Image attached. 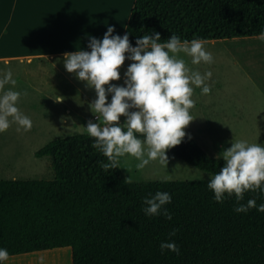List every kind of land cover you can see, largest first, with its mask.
<instances>
[{"label":"trees","instance_id":"trees-1","mask_svg":"<svg viewBox=\"0 0 264 264\" xmlns=\"http://www.w3.org/2000/svg\"><path fill=\"white\" fill-rule=\"evenodd\" d=\"M262 29L264 0H136L125 33L135 46L153 30L163 42L172 33L223 41ZM94 139L76 134L37 151L50 158L52 180H0V247L10 256L70 248L72 264H264V213L235 212L234 195L216 202L209 180L125 183L120 165L100 167L107 158ZM167 152L209 174L225 163L188 135ZM158 190L172 195L171 220L143 211L144 198ZM248 199L264 203V193L249 190L239 203ZM165 240L180 254L162 251Z\"/></svg>","mask_w":264,"mask_h":264},{"label":"clouds","instance_id":"clouds-1","mask_svg":"<svg viewBox=\"0 0 264 264\" xmlns=\"http://www.w3.org/2000/svg\"><path fill=\"white\" fill-rule=\"evenodd\" d=\"M257 38L264 40V29ZM180 53L190 56L192 64L214 61L203 38L182 40L172 33L162 42L161 34L153 30L137 37L134 46L129 34L116 33L114 26H108L102 38L90 36L87 49L63 53L67 72L74 73L96 92V99L89 107L98 122L89 120L83 127L95 138L93 147L107 158V162H99L105 171L120 168L121 158L127 155L138 160L137 170L156 160L168 165L167 151L186 137L185 129L194 120L190 113L195 103L193 85L208 94L211 88L206 81L212 72L201 74L190 70ZM126 59L131 63L124 72V83H111L121 79L120 68ZM9 83L13 86L17 83L11 71L0 78V89ZM20 96L21 92L12 88L0 94V133L13 122L26 131L31 129V118L17 107ZM63 99L60 96L59 101ZM121 116L126 118L123 124L119 123ZM219 156L224 166L219 172L209 174L207 185L214 192V200L223 203L234 195L238 202L235 212L247 213L250 208H256L264 213V203L257 204L255 199L239 203L249 190L264 193V144L234 138ZM129 181L130 176L125 183ZM171 202L169 192L158 190L144 198L143 211L149 217L162 215L171 220L172 214L166 207ZM175 234V231L170 233ZM160 248L180 254L174 240L161 241ZM9 256L7 248L0 247V264H5ZM39 264H45V257H39Z\"/></svg>","mask_w":264,"mask_h":264},{"label":"rangeland","instance_id":"rangeland-1","mask_svg":"<svg viewBox=\"0 0 264 264\" xmlns=\"http://www.w3.org/2000/svg\"><path fill=\"white\" fill-rule=\"evenodd\" d=\"M205 48L214 57L212 63L192 64L190 56L179 54L190 70L201 74L212 72L206 81L212 89L208 94L193 85L195 103L190 113L194 120L185 129L187 135L211 156L220 155L234 138L264 144V40L252 37L208 41ZM11 70L13 79L22 77L19 67L8 68L5 73ZM51 75L50 69L44 70L45 81L50 82ZM60 87L67 89L63 82ZM43 88L45 93L53 92L48 83ZM34 97L28 95V100L17 102L20 111L31 118V129L26 131L13 122L0 133V180L54 179L50 158H38L36 152L53 140L86 133L83 127L87 125L86 118L95 115L82 96L75 102H60L55 96L31 99ZM167 154L168 165L156 160L137 170L138 160L127 155L121 158L120 166L131 182L210 179L209 173L185 163L171 152ZM59 250L69 251V248ZM53 251L43 252L45 264H58V256ZM36 262L39 261L35 259L32 264Z\"/></svg>","mask_w":264,"mask_h":264},{"label":"crops","instance_id":"crops-1","mask_svg":"<svg viewBox=\"0 0 264 264\" xmlns=\"http://www.w3.org/2000/svg\"><path fill=\"white\" fill-rule=\"evenodd\" d=\"M135 2L0 0V78L8 68L19 67L22 72L16 85L6 84L4 89H0V94L8 88L20 91L18 102L28 100V95L35 96L31 99L55 96L57 101L62 96L64 99L60 102H75L77 97L82 96L89 105L96 99V92L78 80L74 73L67 72L63 64V53L74 52L78 48L87 49L89 37L102 38L108 26H114L115 32L123 35ZM130 63V60H125L120 68L121 79L111 83H124V72ZM45 69L52 71L50 82L44 80ZM60 82L67 89H61ZM47 83L53 88L52 93L44 92L43 86ZM108 99L110 102V95ZM122 117L119 121L121 124L126 119L124 117L122 120ZM86 119L98 122L96 115ZM43 252L9 256L5 264H32L33 260L39 261V257L45 256Z\"/></svg>","mask_w":264,"mask_h":264},{"label":"bare ground","instance_id":"bare-ground-1","mask_svg":"<svg viewBox=\"0 0 264 264\" xmlns=\"http://www.w3.org/2000/svg\"><path fill=\"white\" fill-rule=\"evenodd\" d=\"M56 254L58 255V257H57L58 264H72V252H71V250H69V251H66V250L58 251V252H56Z\"/></svg>","mask_w":264,"mask_h":264}]
</instances>
